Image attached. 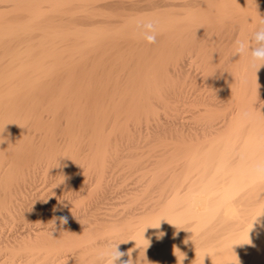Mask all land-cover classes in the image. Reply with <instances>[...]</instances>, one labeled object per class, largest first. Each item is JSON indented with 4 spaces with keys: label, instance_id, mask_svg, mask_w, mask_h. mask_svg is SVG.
Segmentation results:
<instances>
[{
    "label": "bare ground",
    "instance_id": "1",
    "mask_svg": "<svg viewBox=\"0 0 264 264\" xmlns=\"http://www.w3.org/2000/svg\"><path fill=\"white\" fill-rule=\"evenodd\" d=\"M42 1H46V0H0V9L9 8V7H11V5L14 8L16 5H18V6L23 5L24 7H26V10L29 11V14L33 13L34 14L33 17L35 16V18H36V16H37V18H38V15H39V17L44 16V15L40 16L39 13H38V15H35L36 10H39L38 8L41 7L39 5L44 3ZM49 1H51V0H47V2H49ZM52 1L54 2V7L59 6L60 8L63 9V7H61V6L66 7V4L73 1V0H52ZM93 1L94 2L89 3V7L87 6V9H91V10L93 9V14H94V13H100L102 11V8L100 9L99 7H104V8L106 7L105 8L106 10H108V9L110 10L107 12L111 14V16H108L107 18L112 17L113 20H111L110 22H106L105 24L108 23V25L104 29H102L101 27H93L92 29L95 31V32H93V30L91 29L93 33L90 32L91 30L87 29L91 33V35H90V33H88V35H89L88 38L89 37L91 38L90 40L87 38L86 35H84V33L82 34L83 36L81 34L79 35L78 34L79 29H78L77 37L79 38V37L86 36L83 39L87 38L88 40L86 41V43L84 42L85 44L83 43V45L81 43V45H79V46L75 45L76 47H74V45H73L71 47H74L77 53L82 52V51L84 52V49H86V47H88V49L91 47L90 51H88V49H87V51L89 52L88 53L89 55L92 54L91 57H92L93 61L91 60V62H93V64H94L92 70L90 68L91 74H89V77H90L89 79H91V83H90V81L89 82L87 81V82H85V84L87 83V85H84V86L82 85V82L84 83V81H85L84 79L88 80V77L87 78L85 77V76H87L86 75L87 72L84 73L85 70H84V68H82L84 71H82V69H81L80 75L78 72L76 73L77 65L74 69L69 67V69L71 68L69 70V72L71 73V74H69V80L67 79L69 72L65 75L67 80L65 79V77H64V79L66 81L62 79V82L65 81L66 83L61 84V85L56 83L57 81H59V83H60V80H61L60 78L62 77V75L65 72V71L64 72L62 71L63 73L60 74L61 69L64 68V64H68L70 61L68 62V60H69L68 59L67 60L68 63H67V62H65L66 59H65V61L61 60L60 58L63 59L62 55H65V54H62L61 51L60 52H57V51L51 52L49 50L50 49L49 47H52L53 45L57 44V39H59L60 37L63 38L66 36V35H63V31L61 32L62 33L61 36L59 35L60 33L58 35L55 34V36H54V35H51L53 32L52 33L47 32L48 34H50V33L51 34L48 35L45 33V35H47L44 37L45 39L43 38L44 35L42 37L40 36L39 39L42 38L44 40L41 39L38 41L39 42L38 43L36 40L34 42V38L32 36H30L31 33H29V31L32 32L33 26L32 27L28 26V25H30L29 20L27 21L28 23L26 21H24L25 23H27L26 25L24 24L25 26H23V25L22 26L12 25V26H15V27H12V26L8 25V27L2 26L3 28L0 29V51H2L1 49H3V48H4V50H6L7 47L10 48V49L7 48L9 51L6 50L7 54H9L8 55L9 58H7L6 60L5 59L1 60V58H0V182L2 181V179L4 180V177L6 175L8 177L9 174H10L9 179L10 178L12 179V176H13V178H20L21 179V177H23L22 178L23 180L25 178L27 179L26 176L30 174L29 173L30 169H28L29 160L31 158L32 159L35 158L33 156H36V157L39 156L38 153H40V151L36 152L37 149H39V147L38 148H34V146L30 147L33 143L30 144V140L28 141V138H27L28 133H26V131H25V130H27L25 128H27L26 125L29 124V120L31 121V123H32V120L33 121L35 120L37 122V124L41 127L42 126L44 127V125L45 126H54V127L56 126V127H58V125L61 124L60 123L61 120L64 119V117H66L67 118L66 122H67V124H69V126H67V124H65V126L70 128V130H68V132L69 131L72 132L74 130V128L76 129L79 126L80 121H81V126H82V123L86 124V128L88 126H90V124H93L92 126H90L91 127L90 129H92V127H93V130L95 132V133L94 132H92V133L96 134V136L93 134L94 135L93 139L94 138L99 139L103 134H104V138H105L106 137L105 135L109 133V132L103 133L104 132L103 130L107 127V124L115 123V124H113L114 125L113 128H115V127H117L116 124H122V122H125V126H126V124L128 125L130 123H132V125H133L134 121H139V123H140V119L143 120V118H142L143 116L141 114L143 113L142 111H144L146 113H152L151 116H152V120L154 123L152 125H155V127L158 126L160 128V126H159V125H161V124H159L160 118L158 117L159 118L158 119L155 117L156 116V114H155L156 109H158V108L154 105L158 101H156V103L153 104L152 97L154 96V94L158 95L159 89H160V91H162V88L160 87L161 85L159 84V89L157 87V84L154 85L155 88L157 87V89H158V90L156 89L157 91L154 90V88H152V86H148L153 82V80L150 82V84L144 85L145 80H147V78L149 76L144 77V79L146 78L143 81L144 84L140 83L142 75L140 72L135 71V65H138V64L143 63V62H145L144 65L146 64V66H143V67H145V69L149 68V67H147V64H148L147 62L149 61V63H150V61H151V64H152V58L149 56L151 58L149 60V57L147 56V54L148 53L151 54L150 51L153 50L152 46L155 47L154 44H148L146 41H144V39L142 38V35H141L142 29L138 27V23L144 22L147 20H155V21H158V32L159 33L162 31H164L163 33H166V34H168L169 31L178 32L177 38L171 39V40L175 39L176 44H177V42H180L181 44H183L184 42L186 43V39L188 37H189L188 38L189 40L193 37L194 41H193V39H191V40L193 42H195V44L199 47L197 49H200V51H203L205 54H207L206 58L204 57L205 56V54H204V56L202 57L203 59H201L202 61L205 60V63H206V64H204V67H205L204 70L205 71L201 72V73H203L202 75L206 76V74H204V72H206V71H208V74H209V76H208L209 80L206 79L208 82L207 87L210 85L209 84V83H211L210 81H212V82H214V84H211L214 87V89H213L214 91L216 90L215 87L218 88V86H222L225 89L224 93L225 94L228 93L230 96L228 98H226V96H228V94L225 95L224 101H226V102H224V103H219L220 101H217L219 104H221L220 106H217V102L215 100H213V101L210 100L211 98L209 99V101L207 99L204 102L205 104H207V110L205 113L207 114V112H209L208 122H207V119L206 120L204 119L206 117V114L205 113H204L205 115L202 114V112L206 108L204 109L202 107L204 109L203 111H201L202 115L197 114L199 111L196 109L198 111L196 113L197 117L198 116H204V118L200 117L199 118L200 120L199 119L198 120L202 121V119H203V122L206 121V122H204V125L206 124V126L205 127L203 126L204 130H205L204 132H203V128H202L203 136H205L204 139L198 140L199 135H198V137H196L192 133V131H193L192 129H194V128H192V127H194L193 125L191 126L192 131H190V133L187 132V130L189 129L188 127H190V126L187 127V125L189 123L187 122L188 124H186V127H187V130H186V127H185L186 122H181V120L178 121L179 119L182 118L183 115H181V114L179 115L178 112H177L178 115L174 114V116H173L174 119H172V121L170 122L171 123L170 125L172 127L170 125H168V127L169 126L171 127V131L174 134L175 140H174L173 145L175 148V152H174L175 155L180 156V154L185 153L184 155L187 156L185 158L186 162H204V163L205 162H217L216 166L219 162L218 166L217 167L215 166L217 170L214 171L215 173L214 172L212 173L213 174L212 178H209L208 179L209 181L207 180L208 182H206V184H204V187H203L204 190L202 189L198 194L189 195L190 197L188 196L187 197L188 199L187 200L185 199V201L188 202L187 203L188 205L186 204V207H185L184 206L185 201H184L183 207H185L186 209L181 210V211H183L182 213L178 214L177 212H179V210L177 211L173 208L177 212L172 213V212H170L171 210L166 211V212L164 211L163 214L159 218H157V220L155 222L151 221V222H154L152 225L150 223H148L150 227L148 229L146 228L147 229L146 231H144L143 230L144 228H143L142 229L143 231H141V233H143V234L138 235V237L135 236L136 240L135 239H133V241L130 240L131 243L129 245H127V248L125 247L126 248L125 250L122 251V252L127 254L124 257H122V259L125 261L128 260L133 248L134 247H136V249L139 248L137 245L144 244V245L150 246V245L145 244V243L155 244L156 243L155 241H157L156 238L158 236H162V235H160V233L163 234V231L167 228H170L173 226L176 227L175 225L179 226L180 224L181 225H183V224L187 225V223H186L187 221L194 219L197 222L193 223L194 220H193V222H190V223H193V225L191 224L192 226L195 225L194 228L192 229V231H199V230H202L203 228L206 229L208 226H210L212 224V222L214 223V220L216 218H221L222 222H224L225 225L226 224L231 225L234 223V225L237 227L233 226V227H235V228H233L231 226L233 229L230 230L229 233L226 231L228 234L225 233L227 235L225 237L226 240L224 242H222V244H221V240H220V243H219V241L216 243H212L210 241V243H207V246L209 244V247H205L206 249L203 246L202 247L203 250H196L195 252H192L189 256L187 255L188 257H192L191 259H193V257H195V260L189 264H264V213L262 212L263 209L258 210V209H256L257 208L256 207V208H254V209H256V211L254 212V211H252L253 208H251L250 211H248L245 214V217H242L241 216L242 211L240 212L241 208H239L240 205H239V207L238 206L236 207L235 206L236 201L234 202V197L237 194L239 196V193L241 191H242V193H246V192H243V191H245L244 189L247 190L249 187L250 188L255 187L262 182V179H258L256 174H255V166L258 163L264 162V66L260 67L259 64H256L255 66H251L249 63V59L246 56H238V55L235 56V54H234L235 53V43L234 42L236 40H249L250 39L252 33L258 27V20L260 18V15L264 16V0H183V1H181V0L180 1H177V0H107L106 1L105 0L106 2H103V3H102L103 0H93ZM202 1H204V2H202ZM13 2H15L16 4H14ZM98 2H100L101 4ZM49 3L51 6L52 2H49ZM13 5H15V6H13ZM67 5H69V4H67ZM178 5H180V6L183 5V6L189 7L188 10H186L187 12L183 13V17H180L181 14L177 13L179 15V17H178L176 14V11H175L176 9L174 10V7H176ZM183 6H181V7H183ZM54 7L52 6L51 9H55ZM96 7H98L97 10L100 9L98 12H95V11H97ZM16 8H17V6H16ZM60 8H58V9H60ZM162 8L164 9L163 11H161ZM179 8H178L177 12H179V10L182 9V8L181 9H179ZM183 8H186V7H183ZM20 9L23 11V7L22 8L20 7L19 10H17V11H21ZM105 9L102 12L106 11ZM155 9L156 10L160 9V10L159 11H152ZM40 10H41V8H40ZM56 10L57 9H55V11H52V13L55 12L56 14H58ZM145 10H149L151 13L149 14L148 13L149 11L148 12L146 11L147 15H143V13H140L141 11L145 12ZM182 10L184 11L185 9H182ZM62 11L64 12L65 10H62ZM62 11H60V12L62 13ZM132 11H136V14H137V11L138 12L140 11L139 12L140 14H137L139 16L133 18L135 13L130 14ZM183 11H181V12H183ZM40 12H44V11L41 10ZM146 12H145V14H146ZM130 15H133V16L128 17ZM28 17H30V16H28ZM27 19H29V18H27ZM36 19H34V20H36ZM0 20H1V17H0ZM18 21H19V19H18ZM54 21H56V20H54ZM33 23L36 25L35 22H33ZM47 23H49V22H47ZM114 23H117V24L119 23L120 25L115 26L116 24H114ZM98 24H100V23H98ZM16 25H17V23H16ZM49 27L50 26L48 25V28ZM52 27H53V25H52ZM43 28H45L44 25H43ZM47 29H43L44 30L43 32H46ZM2 30H5L6 32H3ZM41 30L42 29H40V31ZM50 30H48V31H50ZM52 30H54V28H52ZM69 30H70V28H69ZM57 31H56V33H58ZM72 31H74V30H72ZM183 31H185V33ZM21 32H26L28 35L26 33L21 34ZM80 32H81V28H80ZM181 32L183 34L189 35V36L185 35V41H182V39H181L184 36V35L183 36L180 35ZM36 33H38V32H36ZM66 33H67V31H66ZM159 33L157 35L158 36L157 42L158 41L160 42V40H163V38H164V37L160 38V40H159ZM72 34H74V32H72ZM75 35H76V33H75ZM169 35H170V33H169ZM160 36H161V34H160ZM180 36H182V37L180 38ZM186 36H187V38H186ZM66 37H69V34ZM77 37H75V38H77ZM166 38H168V37H166ZM36 39H38V37ZM66 40H67V38H66ZM68 40H69V38H68ZM78 40L80 41V38ZM20 41H24L25 43L27 42L26 43L27 46L25 47L24 45H26V44L21 43ZM164 41L167 43V40H164ZM8 42H10V43L12 42L13 44H15L16 42H20L21 44H23V46L25 48L24 49L22 47L21 48L20 47L14 48V45H12V47H11V46H9V44H7ZM36 42L38 44L35 47ZM58 43H59V41H58ZM62 43H63V41H62ZM161 43H163V42H161ZM187 43H189V42H187ZM48 44H49V47L46 49H48L49 51L45 52L44 47L48 46ZM50 44L52 46H50ZM76 44H78V41L76 42ZM31 45H32V47H31ZM197 46H195V45L192 46L189 51H191V49L194 48L193 49L194 51L192 50L193 53L194 54L196 52L198 53V51L195 52V50H197V49H195ZM40 47H43V49H41V50H44V51L39 50V52L41 51L42 54L45 53V55H47V54L51 55V57L53 58V55L55 57V55L59 56V54L61 53V56L59 59H58V57H55L56 58L55 60L51 59L50 56L49 57L46 56L47 58H49L47 60V58H44L45 55H43L42 58L38 59L33 54H36V52H38L36 49L40 48ZM154 49L156 50V48H154ZM75 50H72V51H75ZM25 51H27V52H25ZM72 51L70 49L69 53H72ZM87 51H85V53ZM6 52L4 51V53H6ZM90 52H91V54H90ZM64 53H67V49L65 50ZM85 53H80V54L85 55ZM189 54L190 53H188L187 56H189ZM31 55H33V57H35L36 59H33L31 57ZM70 55H72V54H70ZM152 55H153V53H152ZM28 56H30L31 59L27 60ZM39 56H42V55L39 54L38 57ZM136 56H139V57H136ZM146 56H147L148 60L146 59ZM182 56L183 55H181V57ZM30 57H28V58H30ZM85 57H87V56H85ZM192 57L194 58L193 55L189 58L186 57V60L183 63L191 62L188 59L194 60ZM68 58H70V57H68ZM89 58H90V56H89ZM83 60H81V61L83 62ZM63 61L65 63L62 64L61 62H63ZM71 61L74 62V61H77V59L71 60ZM89 61H90V59H89ZM47 62H49V63L51 62L52 65L46 64ZM78 62L80 65L81 64L80 60ZM54 63H56V64H54ZM58 63L63 65V67H61V65H57ZM74 63H76V62H74ZM183 63H181V64H183ZM187 63H186V65H187ZM203 63H204V61H203ZM86 64H87V62H86ZM184 65H183V67H186ZM190 65H192V64H190ZM140 66H141L140 68L136 67V69L137 68H138V70L141 69L142 65H140ZM151 66H153V65H151ZM60 67H61V69H60ZM78 67H80V66H78ZM183 67H181L182 69H180V70H182L183 74L179 71H177V73H181L182 76L185 74L186 77L188 76L187 78H189V75H187V74L189 72L191 73V69H189L190 67L189 68L186 67L187 69L190 70L189 72L185 68L183 69ZM179 68L180 67H178L177 70H179ZM64 69L66 70V68H64ZM202 69H203V65H202ZM87 70H89V69H87ZM146 70L149 71V69H146ZM184 70H186L188 73L186 74V71L184 72ZM197 70H198V68H197ZM139 71H141V70H139ZM143 72H144V70L142 71V73ZM149 72H152V69ZM82 74H85V76H83L84 79L82 78L83 80H81L82 82L81 83L80 82L75 83L74 79H77L80 81ZM149 74H150V76L153 75V73H148V75ZM154 74H156V73H154ZM157 74H158V72H157ZM172 74L174 75L173 72H172ZM178 76H179V74H178ZM192 77H194L196 79L195 75ZM199 77L202 78L203 76L200 75ZM149 78H153V77H149ZM201 78L200 79L197 78V79L200 81ZM56 79H58V80L55 81ZM182 79H185V77L184 78L182 77ZM182 79H181V81H182ZM202 79H204V77ZM70 80H73L74 82H67ZM186 80L188 81V79H186ZM189 80H190V78H189ZM198 80H196L197 82L195 80L189 81V82H192L189 84L193 85V87H194L196 85L194 83H198L199 82ZM181 81L179 79V83ZM193 81H194V83H193ZM146 82L149 83L148 80ZM207 82L205 83V85L202 82L201 83L203 84V86H206ZM177 83H178V81H177ZM177 83L175 82V84H177ZM185 83H187V82L185 81ZM185 83H183V84L185 85ZM201 83H200V85H201ZM181 84L176 85V89L173 90V92H172L174 94V96L178 95V97L176 96V99L179 97L181 98L182 96H179V95H181L184 91L186 92V90H189L187 88H186V90L185 89L182 90L185 86L182 87ZM188 86H189L190 91H191L193 88L191 89L190 85H188ZM197 86H198V84H197ZM162 87L164 89L163 85H162ZM201 87H202V85H201ZM201 87H200V89L196 88L195 91H197V93H199L200 92L199 90L202 91ZM171 88H170V90H171ZM211 88H212V86H211ZM172 89H174V87ZM197 89H199V90H197ZM166 90H168V89H166ZM153 91H156V92L153 93ZM190 91H188L187 94H189ZM192 91H194V90H192ZM215 92H213V94H216ZM169 93H170V91H169ZM169 93H167V94H169ZM206 93H208V92H206ZM221 93H222L221 91H217V94L219 96ZM224 93H222V94L224 95ZM164 94H166V93H164ZM222 94H221V97H219L217 95V97H219L218 99H221L223 97ZM185 95H186V93H185ZM208 95L210 96L211 94H208ZM159 96H160V94H159ZM202 99H205V97ZM193 100L195 101V99H193ZM202 101H204V100H202ZM190 103H192V102H190ZM222 104H224V105H222ZM185 105H187V104H185ZM175 106H178V104ZM199 107H197V108H199ZM170 112H172V111H170ZM186 112H184V113H186ZM89 114H90V116H88ZM79 115H84V116H87L88 118L93 117V116L94 117H93V120L91 118H90V120H88V119L82 120V118L84 117L83 116L80 118L81 120L80 119L78 120L76 118V116H79ZM133 115H135V117ZM137 115H139V117ZM132 116L136 119L134 120V118H133V121L130 122L131 121L130 118ZM176 116L179 118L178 119L175 118ZM193 116H195V115H193ZM138 118H140V119H138ZM191 118L193 119V117H191ZM149 119H148V121H150ZM195 120H197V119H195ZM64 121L65 120H63L62 124L65 123ZM151 122H149L150 125H151ZM76 125H78V126H76ZM118 127L115 129L118 130V129L122 128V127H119V128ZM47 128H49V127H47ZM78 128H81V127H78ZM146 128L148 129V127H146ZM37 130H38V127H37ZM105 130H107V129H105ZM108 131H111V130H108ZM115 131L113 132L114 134H116ZM140 131H142V130H140ZM169 131H170V129H169ZM83 132H84V129H83ZM121 132H123V131H121ZM199 132H201V131H199ZM128 134H129V132H128ZM34 135L37 136V135H39V133L34 134ZM50 135H51V133H50ZM36 136H34V137H36ZM68 136L71 137L72 135H68ZM108 136L110 137V133L108 134ZM112 136H113V134L111 133V137ZM49 137H51V136H49ZM72 137H74V136H72ZM90 137H91V135H90ZM98 139H94L91 141H94L93 144H95V140H98ZM39 140H41V139H39ZM102 140H103L102 143H100L101 140L97 141L98 144H95L96 147L94 145L95 149L100 147V149L98 148L95 151V154H92V155H95L94 156V157H96L95 160H101L102 159V156H101L102 150H104V148H105L102 146L103 144H105L104 139H102ZM116 140H118V139H116ZM34 142H35V140H34ZM79 142H82V141H79ZM45 143H46V141H45ZM73 144H75V143H73ZM58 145H60V144H58ZM70 145H71V143L69 145H67V147H69ZM97 145H98V147H97ZM80 146H78V148ZM107 146L108 145L106 144V147ZM48 147H50V146H48ZM83 147H84V145H83ZM117 147H118V145H117ZM72 148H74V147H72ZM35 149H36V151H35ZM43 150H45V149H43ZM105 150H106V148H105ZM34 151H35V153H34ZM97 151H98V154H96ZM13 152H14V156L10 155V153H13ZM51 152H52V150H51ZM69 152L70 153H68V154H70V155L69 156L67 155L68 157H66V154H64L65 155L64 157H66V159H67V160H65V158H64V160L68 162V163L67 162L65 163L66 167L64 166L65 167L64 171L66 173H71V169L73 171L74 165L72 166V168H71V165L74 164V162L72 163L71 161L74 160V157L75 158L77 157L74 155L73 152L72 153H71V151H69ZM43 154L44 153H42V155ZM49 154H50V151H49ZM7 155L12 156L13 159H12V157H10L12 160L9 159V156L7 158ZM86 155H88V154H86ZM54 157H56V156H54ZM84 158H85V156H84ZM104 158L105 157H103V159ZM174 158H175V156H174ZM179 158L180 157H178V159ZM4 159H5V161H7V159H8V162H2ZM92 159H93V157H92ZM9 160L14 161V162H11ZM182 160H183V158H182ZM99 162H101V161H99ZM228 162H239V163L238 164L236 163L237 165L235 167L233 165V168H232V166L228 165L229 164ZM206 164L207 163H205V165ZM62 168H63V166H62ZM231 172H232L233 176H232V178L230 176V178H231V180L229 179L230 182L226 183L225 182L226 180L224 178H225L226 174H228V176H226V177H229V173H231ZM33 174L35 175V173H33ZM67 175H70V174H67ZM62 176H63V174H62ZM205 176H207V175H205ZM6 178H5V181H6ZM220 179H221V182H220ZM13 182H14V180H13ZM218 182L221 185V186L219 185V187H221V188H219V190L222 193H221L220 198L218 200L217 199L214 200L215 198L213 199L211 197L213 195L212 191H211L213 188H210V187H216V184L218 185ZM263 182H264V180H263ZM6 183H7V181H6ZM20 183H21V180H20ZM1 184H0V188L3 184L6 186V184L4 182L2 185ZM9 184H11V183H8V185H7L8 187H10ZM32 184H34V183H32ZM18 185H20V184H18ZM23 186H25V185H23ZM19 188H20V186H19ZM250 188H249V190H250ZM215 189H213V191H215ZM5 190H6V187H4V191ZM21 190H23V189H21ZM216 190H218V189H216ZM251 190H253V189H251ZM248 192H250V191H248ZM4 193H3V195H4ZM242 193H240V194H242ZM255 193H256V191H255ZM259 193L260 192H258V194L256 196H259V195L261 196V194H259ZM3 195H2V197H4ZM27 195H29V194H27ZM238 196H236L235 198H237ZM242 197H243V195H242ZM254 197H255V195H254ZM7 198L8 197H6V199L4 198V201L1 198L2 200L0 201V208H3L7 205L5 202V200H7ZM248 200H249V198H248ZM252 200H254V199H252ZM11 201H12V199H11ZM249 201L252 203L251 200H249ZM246 202H247V200H246ZM248 202H247V204H248ZM253 202L255 204V201H253ZM245 206L247 207V205H245ZM252 206L255 207L256 205H252ZM252 206L249 205L247 208L252 207ZM235 207L239 208L240 210H238V209L236 210ZM246 207H244V208H246ZM261 207H263V206H261ZM145 208L146 207H144V209ZM153 208H154V206H153ZM244 211H245V209H244ZM175 213H177V214H175ZM243 216H244V214H243ZM245 218H247V219H245ZM65 226H66V224H65ZM215 227H216V225H215ZM177 228L178 227H176V229ZM172 229L175 230L174 228H171L169 230H172ZM178 229H180V228H178ZM213 229H215V231H216V228H213ZM173 230L171 232H173ZM209 230H210V228H209ZM166 231H164V232H166ZM138 232H137V234H139ZM171 232H170V234H171ZM188 232H190V231L188 230L186 232V234L182 235V237L184 235L187 236ZM168 233H169V231H168ZM213 233L214 232H212V234ZM54 234H57V232L56 233L54 232L53 235ZM174 234H176V233H174ZM193 234L195 235V233H193ZM36 235H38V237H40V238H46V237L51 238L52 237V235H50L49 230H46V231L40 230V232ZM176 235L179 236L180 234L177 233ZM196 235H198V234H196ZM222 235L224 237V234H222ZM56 236H59V235H56ZM178 236H176L177 239L175 241L173 240L175 242L174 246L172 245L174 250H175V248L179 249L178 247L180 246V243L182 242L180 240L186 238V236L183 238H181V236H180L179 237L180 240H179ZM171 237H175V236L171 235ZM188 237H191V236H188ZM192 237H195V236H192ZM223 237L221 236V239ZM158 239L160 240L161 237L160 238L158 237ZM162 239H164V238H162ZM45 241H46V239H45ZM215 241H216V239H215ZM144 245H141V247H143ZM158 246H159V244H158ZM155 247L153 246L151 248L152 251H153V248H155ZM173 248L171 247V249H173ZM156 250H158V247ZM168 250H170V249L168 248ZM138 252L142 253V250L138 251ZM143 252H145V250ZM156 252H158V251H156ZM172 252H173V250H171V253L169 252V254H172ZM149 254H151V253H149ZM164 254L165 255H163V254L161 255V258H162V256L167 257L166 254H168V253L164 252ZM161 258H159V260H158V258H155L157 260L156 261L153 260V261H155V264H157V263H165L166 264L167 259L165 260V259H161ZM204 258H205V260H204ZM246 259H247V261H245ZM153 261L151 262V264H153Z\"/></svg>",
    "mask_w": 264,
    "mask_h": 264
},
{
    "label": "rangeland",
    "instance_id": "2",
    "mask_svg": "<svg viewBox=\"0 0 264 264\" xmlns=\"http://www.w3.org/2000/svg\"><path fill=\"white\" fill-rule=\"evenodd\" d=\"M73 1L67 3L69 5L66 4V7L61 6V7H63V9L60 8L59 6L57 7L56 5L55 6L57 8L54 7V2L52 0L49 1V2H52L51 6H50V3L47 2V0L42 1L44 3H42V2H41L42 4L40 3L41 5H39V6H41V7L38 8L39 10H36L35 15H38V13H39L40 16L44 15L45 17L44 16L39 17V15H38V18L36 16L37 19L35 18V16L33 17V15H34L33 13L29 14V11H27L26 7H24L23 5L22 6L16 5L17 8L15 5H13V6H15L16 9L14 7H12V5L9 8L0 9V12H1L0 13V17H1L0 29H2L3 27H6V26L8 27V25H10V26H12V25H15V26H18V25L22 26L23 25V26H25L28 23L27 21L29 20L30 25H28V26L29 27L33 26L32 32L29 31V33H31L30 36H32L34 38V42H35V40L37 42L39 40H41L42 38L39 39L40 36L42 37L44 35L43 38L45 36H47V35H45V33L48 34L47 32H51V33L53 32L54 34L53 33L52 34L50 33V34L54 35V36H55V34L58 35L59 33H60L59 35L61 36L62 31H63V35L68 36V34H69V37L65 36L67 38V40L65 37H63V38L60 37L59 38L60 40L57 39V44H55L53 46L50 44V46H52V47H49V44H48V46L44 47L45 48L44 50H45V52H48L49 50L51 52L52 51H57V52L61 51L62 54H65V55H62L63 59L60 58L61 53L59 54V56L55 55V57H58V59L60 58L61 60H64V61L66 59L65 62H67L68 59H69L68 62L70 61L69 63L67 62L68 64H64V68H66V70L64 68L61 69V67H63V65H61L59 63L57 64V65H61L60 74L63 73L64 71L65 72L62 75V77L60 78L61 80L59 79L60 83H59V81H57L58 79L55 80V81H57L56 83H58L60 85L66 83L65 81L67 79L69 80V74H71L69 72V70L71 68L74 69L77 65V67L78 66H80V67H78L79 69L76 67V73L78 72L80 75L81 69L84 68L85 71L83 69H82V71H84V73L87 72L86 73L87 76H85V74H82L81 79L79 78L80 81L77 79H74V81H75V83H77V82L81 83L82 82L81 80L84 79L83 76H85L86 78L88 77V80L84 79L85 80L84 83L82 82V85L84 86V85H87V83L85 84V82H87V81L88 82L90 81V83H91V79H89L90 78L89 74H91L90 71L92 70V68L94 66L93 62H91V60H92L91 52H90L91 55L88 54L89 53L88 51H90L91 47L89 46L90 47L89 49H88V47H86V49H84V52L82 51V52H78V53L76 52L74 47L81 45V43L83 45L84 42L86 43V41L88 39L89 40L91 39L90 37L88 38V36H89L88 33L92 32L93 27H101L102 29H104L108 25V23L107 24H105V23L110 22L111 20H113V18L112 17H110L111 19L107 18L108 16H111V14L107 12L110 10L108 8H107L108 10H106L105 9L106 7L105 8L99 7L100 9L102 8V11L104 9L106 11H104V12L101 11L100 13H94V14H93V9L92 10L87 9V6L89 7V3L94 2L93 0H79V1L73 0ZM106 1L103 0L102 3L106 2ZM177 1H180V0H177ZM181 1H183V0H181ZM202 2H204V1H202ZM13 3L16 4L15 2H13ZM98 3H100V2H98ZM52 6L55 9H57L56 11L58 14H56L55 12L52 13V11H55V9H51ZM181 6H183V5H181ZM181 6L178 5V6L174 7V10L176 9L175 10L176 14L177 13L181 14L180 17H183V13L187 12L186 10H188L189 7L183 6V7H186L187 8L186 9V8L181 7ZM20 7L21 8L23 7V11L21 9H20L21 11H17V10H19ZM40 8L44 12H40L41 11ZM58 8H60V9H58ZM97 8L98 7H96V10H97ZM178 8L179 9L182 8L185 10L183 11L181 9V10H179V12H177ZM61 9L65 10V11L63 12ZM59 10L62 11V13ZM99 10H97V11L94 10V11L98 12ZM159 10L155 9L152 11H159ZM163 10L164 9L162 8L161 11H163ZM146 11L148 12L149 10H145V12ZM181 11H183V12H181ZM139 12L137 11V14L143 13V15H147V12H146V14L144 11H141L140 13ZM133 13H135L134 16L130 15L128 17L133 16V18H135V17L139 16L136 14V11H132L130 14H133ZM148 13L150 14L151 12L149 11ZM178 14H177V16L179 17ZM28 16H30V17H28ZM27 18H29V19H27ZM18 19H19V21H18ZM34 19H36V20H34ZM54 20H56V21H54ZM24 21H26L27 23H25ZM33 22H35L36 25ZM47 22H49V23H47ZM16 23H17V25H16ZM98 23H100V24H98ZM42 24L44 25L45 28H43ZM114 24H116L115 26L120 25L119 23L118 24L114 23ZM48 25L50 26L49 28H48ZM52 25H53V27H52ZM15 26H12V27H15ZM51 27L54 28V30H52ZM39 28L42 30L40 31ZM69 28H70V30H69ZM80 28H81V32H80ZM43 29H47L46 32H43L44 31ZM78 29H79V32H78ZM87 29H89V30L92 29V30L89 32ZM48 30H50V31H48ZM72 30H74V31H72ZM2 31L6 32L5 30H2ZM56 31L58 33H56ZM66 31H67V33L68 32L69 33L67 34ZM71 31L74 32V34H72ZM185 31H183V32L185 33ZM36 32H38V33H36ZM77 32L79 35L80 34L82 35L84 33V35H86L88 39L87 38L83 39L86 36L79 37L80 38V41H79L78 40L79 38L77 37ZM93 32H95V31L93 30ZM163 32L164 31H162L160 33L158 32L159 33V40H160V38L164 37L163 40H160V42L158 41L156 44H154L155 47L152 46L153 50L150 51L151 54L150 53L147 54L148 57L150 56L152 58V64H151V61H150V63L148 61L147 67H149V68H146V69H149V71L152 69V72H149L148 70L145 69V67H143V66H146V64L144 65L145 62L138 64L139 66L135 65V71L140 72L142 77H143V78L141 77L140 83L144 84L143 81L146 79V78L144 79V77L149 76V77H153V78L148 77L147 80L149 83H147L146 82L147 80H145L144 85L150 84V82L152 80H153V82L148 86H152V88H154V90H156L157 87L159 89V84L161 85L160 87L162 88V91H160V89H159L158 95L154 94V96L152 97L153 104L156 103V101H158L154 105L158 108V109L155 108L156 109V113H155L156 116L155 117L160 118V119L158 118L160 120L159 124H161V125H159L160 128L157 126L159 129L157 127H155V125H152V124H154L153 120H152V116H151L152 113H146L144 111H142L143 113L141 112L142 114L140 113L143 116L142 118L144 121L142 119L138 118V119H140V123H139V121H134L133 125H132V123H130L133 121V118L135 117V115H133L134 117L132 116L130 118L131 121L129 120L130 121L129 122L130 124H128L129 126L127 124L125 126V122H122V124H116L117 127L118 126L122 127L118 130L115 129L117 127L113 128L114 127L113 124H115V123H109V124H107V127L105 128L107 130L104 129L103 133L109 132L110 137L108 136V134H109L108 133L105 135L106 136L105 138H104V134L99 139L94 138V139H98V140H95V144H98L97 141H100V140H101L100 143H102L103 142L102 139H104L105 144H103L102 146L106 148V150H105V148H104V150H102V155H101L102 159H103V157H105V158L103 160L102 159L101 160H95L96 157H94L95 155H92V154H95V151L98 148L100 149V147H98V145H97L98 148L95 149L96 145L93 144L94 141H91V140H94L93 139L94 135L96 136V134H94L95 132L93 130V127H92V129H90L91 128L90 126H92L93 124H90V126H88L86 128V124L82 123V126H81V121H80L79 126L78 125H76V126L81 127V128H78V127L76 129L74 128V130L72 132L69 131L71 133L70 134L68 132V130H70V128L67 127V126H69V124H67V122H66V120H67L66 117H64V119L61 120V122H60L61 124H59L58 127H56V126L55 127L54 126H45V125H44V127L43 126L41 127L37 124V122L35 120L34 121L32 120V123L29 120V124H27L26 125L27 128H25L27 130H25V131H26V133H28V135H27L28 141L30 140V144L33 143L30 147H32V146H34V148L39 147V149H37V151L35 149V151L36 152L40 151L41 154L38 153L39 156H37V157L33 156L35 158H33V159L31 158L29 160L28 169H30L29 170L30 174L29 173L28 174L30 176L27 175L26 176L27 179L26 178L24 179L25 181L22 179L23 177H21V179H20V178H13V176H12V179L11 178L9 179V175H10L9 174L8 177L6 175L4 177V180L2 179V181L0 182V184L1 183L3 184V182L6 184V186L4 184L3 185L1 184L2 186L0 188V201L2 199L4 201V198L6 199V197H8L7 200H5L7 205L3 208H0V216H1L0 217V229H1L0 230V264H96L95 253H96L97 249L104 246V244L107 240L115 239V241L117 243H120L118 247H119V250L122 252L123 250H125L127 248V245H129L131 243V241H133V239H135V236L138 237V235L143 234V233H141V231H143V230L146 231L150 227L148 223H150L152 225L157 220V218H159L163 214L164 211L166 212V211L171 210L170 212L174 213V212H177L179 210V212H177V213L178 214L182 213L183 211H181V210L186 209L185 207H186V204L188 203L187 201H185V199L187 200L188 199L187 197L189 195L198 194L203 189L204 184H206V182L209 181L208 179L212 178V175H213L212 173L217 170L216 167L218 166L219 162H218L217 166H216L217 162H205V163H207L206 165L204 162H186L185 158L187 156L184 155L185 153L180 154V156L175 155V153H174L175 148L173 145L175 139H174V134L171 131L172 126L170 125L171 124L170 122L172 121V119H174V117H173L174 114L176 115L178 112L179 115L180 114L183 115L182 118L180 117L181 119H179L178 121L181 120V122H186L185 127H186V124L189 123L187 125V127L190 126V127H188L190 130L188 129L189 130L188 131L187 127H186L187 132L190 133V131L193 130L192 133L196 137H198V135H199L198 140L204 139L205 136H203V132L205 131L204 127L206 126V124L204 125V122H206V121L203 122V119H202V121H199L200 120L199 118L200 117L204 118V116H198L197 117L196 115L201 114V111H203L205 108L206 109L202 112V114H204L206 112L207 104H205L204 102L207 99L209 101V99L211 98L210 100H212V101L215 100L216 102L220 101L219 103H224V102H226V101H224L225 95L228 93H226V94L224 93L225 89L222 86H218V88L215 87L216 88V90H215L216 92H215L213 90L214 89L213 85H211V84H214V82H212V81H210L211 83H209L210 85L207 87V85H208L207 80H209L208 71L204 72V74H206L207 77L202 75L203 73H201V72L205 71L204 70V68H205L204 64H206L205 60H203L204 63L201 60V59H203L202 57L204 56L205 53L203 51H200V49H197L199 47L195 44V42H193L194 41L193 37L192 38L190 37L191 39H193V41L191 39L189 40L188 39L189 37L187 38V36H186V38L188 39V40L186 39V43L184 42L183 44H181L180 42H177V44H176L175 39L174 40H171V39L177 38L178 32L169 31L170 35H169V33L166 34ZM23 33H26V32H21V34H23ZM75 33H76V35H75ZM181 33H180V35H182V36L184 35V36L183 37L180 36V38L182 37L181 38L182 41H185V35H188V34H183V33L181 34ZM50 34H48V35H50ZM160 34H161V36H160ZM90 35H91V33H90ZM37 37H38V39H36ZM75 37H77V38H75ZM166 37H168V38H166ZM68 38H69V40H68ZM44 39H42V40H44ZM61 40L63 41V43ZM76 40L78 41V44H76V42H77ZM164 40H167V43ZM58 41H59V43H58ZM20 42L24 43V44L27 43V42L25 43L24 41H20ZM20 42H16L15 44H13L12 42L11 43L8 42L7 44H9V46H11V47H12V45H14V48L15 47L16 48L22 47L24 49L27 46V44L24 45L25 46L24 47L23 44H21ZM37 42L35 43V47L39 43V42L38 43ZM161 42H163V43H161ZM187 42H189V43H187ZM73 45H74V47H71ZM194 45L197 46L195 48V49H197V50H195V52L198 51V53L196 52L195 54L193 53L194 48L191 49V51H189L190 48ZM31 47H32V45H31ZM48 47L50 48L49 50L46 49ZM7 48H9V47H7ZM7 48H6V50L9 51ZM154 48H156V50ZM41 49H43V47L37 48L36 50L38 52H36V54H33L38 59L42 58L43 55H45V53H43V54L41 53V51H44ZM66 49H67V53H64ZM70 49H71V51L72 50H75V51H72V53H69ZM87 49H88V51H87ZM1 50L3 51L4 48ZM6 50H4V51L6 52ZM39 50H41V51L39 52ZM2 51H0L1 60H3V59L6 60L7 58H9V56H8L9 54H7V52L4 53V51L3 52ZM27 51H25V52H27ZM85 51H87V52L85 53ZM38 53L42 56L38 57V55H39ZM80 53H85V55L80 54ZM152 53H153V55H152ZM188 53H190L189 56H187ZM70 54H72V55H70ZM33 55H31V57L33 59H36L35 57H33ZM181 55H183V56L181 57ZM192 55L194 56V58L192 57L194 60L188 59ZM46 56H48V57L50 56V58L54 59V60L56 59L54 57V55H53V58L51 57V55H48V54L45 55L44 58H47ZM85 56H87V57H85ZM89 56H90V58H89ZM147 56H146V59H147ZM28 57H30V56H28ZM28 57H27V60L31 59V57L30 58H28ZM68 57H70V58H68ZM136 57H139V56H136ZM150 57H149V60L151 59ZM186 57H188L187 59L189 61H191L188 63L186 62L187 65H186V63H183L186 60ZM204 57L206 58L207 54H205ZM48 59L49 58H47V60ZM76 59H77V61H74V62L77 63L80 60V63H81L80 65H79V62L76 64L73 61H71V60H76ZM89 59H90V61H89ZM81 60H83L84 63ZM64 61L61 63L62 64L65 63ZM86 62H87V64H86ZM181 63H183V64H181ZM189 63L192 65H190ZM46 64L50 65L51 62L50 63L47 62ZM54 64H56V63H54ZM140 65H142V68L139 69L141 71H139L138 68L136 69V67L140 68L141 67ZM151 65H153V66H151ZM183 65L186 66L187 68L190 67L189 69H191V73L189 72L190 70L187 69L186 67H183ZM202 65H203V69H202ZM69 67H71V68L69 69ZM178 67H180L179 70H177ZM181 67H183V69L185 68L190 73L189 74L186 70H184V72L186 71V74L188 73L187 75H189L190 80H189V78H187L188 76L186 77L185 74H184L185 76L181 75V73H182V70H180V69H182ZM90 68H91V70H90ZM197 68H198V70H197ZM87 69H89V70H87ZM142 69L146 73L145 74L143 72L145 75L142 73V71H143ZM177 71H179L181 73H177ZM157 72H158V74H157ZM172 72L174 73V75L172 74ZM67 73H68V78L66 79L65 75ZM148 73H153V75L150 76V74L148 75ZM154 73H156V74H154ZM178 74L181 78L178 76ZM194 75L196 76V79L194 77H192ZM200 75L203 76L204 79H202L203 77L202 78L199 77ZM64 77L66 80L64 79ZM182 77L183 78L185 77V79H182ZM197 78L198 79L201 78V80L199 81ZM62 79L65 81L62 82ZM179 79H180V81L182 79V81L180 83H179ZM186 79H188V81ZM184 80L187 83H185ZM192 80H195V81L198 80L200 83L202 82L204 85L207 82V84H206V86H203V84L201 83V85H202V87H201L199 82L194 83V81H193V83L196 84L195 85L196 87L195 86L193 87V85L189 84V83H192V82H189ZM203 80L204 81L206 80V81L204 82ZM74 81L70 80L67 82H74ZM177 81H178V83H177ZM175 82L177 84H175ZM183 83H185V85ZM155 84H157L156 88L154 87ZM180 84L182 85V87L185 86L182 90H184V89L186 90V88L189 90H186V92L184 91L182 93L183 95L182 94L179 95V96H182L183 98L179 97L176 99V96L178 97V95L174 96V94L172 92H173V90L176 89V85H180ZM187 84L190 85L191 89L193 88L192 90H194V91H192V90L190 91V88ZM197 84H198V86L199 85L200 86L198 87ZM162 85L164 86V89H163ZM211 86H212V88H211ZM171 87L172 88L174 87V89H172ZM200 87H201L202 91L199 90ZM170 88H171V90H170ZM196 88H199V89H197L200 91L199 93H197V91H195ZM166 89H168V90H166ZM156 91H153V93ZM169 91H170V93H169ZM188 91H190L189 94H187ZM217 91H221L222 93H224V95L221 93L223 95V97L221 98L222 100L218 99L219 97H221V94L219 96L217 94ZM206 92H208V93H206ZM213 92H215L216 94H213ZM164 93H166V94H164ZM167 93H169V94H167ZM185 93H186V95H185ZM159 94H160V96H159ZM208 94H211V95L209 96ZM217 95L219 97H217ZM203 96L205 97V99H202V98H204ZM229 96L230 95L228 94V96H226V98H228ZM193 99H195V101L197 99L198 100L195 102ZM201 99L204 101H202ZM190 102H192V103H190ZM219 103L217 102V106L221 105ZM174 104L175 105L178 104V106H175ZM185 104H187V105H185ZM222 105H224V104H222ZM197 107H199V108H197ZM170 111H172V112H170ZM184 112H186V113H184ZM208 114H209V112H207L206 117L204 118L205 120L207 119V122H208ZM139 115H137V116L139 117ZM193 115H195V116H193ZM83 116L84 115H79V116H76V118L79 120ZM88 116H90V114ZM93 117L88 118L87 116H84L82 118V120H86V119L90 120V118L93 120ZM191 117H193V119ZM147 118L148 119L150 118L149 119L150 121H148ZM175 118L178 119L179 117L176 116ZM135 119L136 118H134V120ZM195 119H197V120H195ZM63 120H65L64 124H62ZM149 122H151V125ZM65 124H67V126H65ZM168 125H170L171 127L169 126L170 127L169 128ZM192 125L194 126V127H192L194 129L191 128ZM37 127H38V130H37ZM47 127H49L50 129ZM146 127H148V129ZM202 128H203V132H202ZM83 129H84V132H83ZM169 129H170V131H169ZM108 130H111V131H108ZM140 130H142V131H140ZM114 131L116 134L113 133ZM121 131H123V132H121ZM199 131H201L202 133ZM92 132H94V133H92ZM128 132H129V134H128ZM38 133L40 136L34 135V134H38ZM50 133H51V135H50ZM111 133L113 134L112 137H111ZM48 135L51 137H49ZM68 135H72L75 138L72 136L70 137ZM90 135H91V137H90ZM34 136H36V137H34ZM39 139H41V140H39ZM116 139H118V140H116ZM34 140H35V142H34ZM45 141H46V143H45ZM79 141H82V142H79ZM68 143L69 144L71 143V145L69 146L70 148L67 147V145H69ZM73 143H75V144H73ZM58 144H60V145H58ZM82 144L84 145V147ZM106 144L108 145L107 147H106ZM94 145H95V147H94ZM117 145H118V147H117ZM48 146H50V147H48ZM78 146H80V147L78 148ZM72 147H74V148H72ZM43 149H45V150H43ZM51 150H52V152H51ZM35 151H34V153H35ZM49 151H50V154H49ZM69 151H71V153L73 152L74 155L78 157V158L74 157V160L71 161L72 163L74 162V164L71 165V168L74 165L73 171L70 168L71 173L73 175L71 173H66L64 171L65 170L64 168L66 167L65 163L67 162V161H65V160H67L66 157H68L70 155V154H68V153H70ZM42 153H44V154L42 155ZM64 154H66V157H64L65 156ZM86 154H88V155H86ZM96 154H98V151L96 152ZM10 155L14 156V152L10 153ZM10 155H7V158L9 156V159H11L10 157H12V156H10ZM173 155L175 156V158ZM54 156H56V157H54ZM84 156H85V158H84ZM92 157H93V159H92ZM178 157H180V158L178 159ZM64 158H65V160H64ZM182 158H183V160H182ZM12 159H13V157H12ZM11 160H9V161H11ZM99 161H101V162H99ZM2 162H8V159H7V161H5V159H4ZM11 162H14V161H11ZM228 163H229L228 165L232 166V168H233V165L235 167L239 162H228ZM62 166H63V168H62ZM33 173H35V175ZM62 174H63V176H62ZM67 174H70V175H67ZM202 174L203 175L205 174L207 176H205V175L203 176ZM226 176H228V174H226ZM226 176L224 179L226 180L225 182L227 183V182H230L229 179L231 180L233 174L231 172V173H229V177H226ZM230 176H231V178H230ZM5 178H6L7 183L5 181ZM13 180H14V182H13ZM20 180H21V183H20ZM220 182H221V179H220ZM8 183H11V184H9V186L12 189L7 186ZM32 183H34V184H32ZM263 183L264 182L262 180V182L260 184H258L257 186L251 187V188L249 187L250 190H249V188L247 190L244 189L245 191H243V192H246V193H242V191H241L240 193H242V194L239 193V196H238V194L236 195V196H238L237 198H235L236 196L234 197V202L236 201L235 206L239 207V205H240L239 208H241V210L239 208H236V207L235 208H236V210L237 209L240 210V212L242 211L241 212L242 214L240 213L242 217H245V214L248 211H250L251 208H253L252 211H254V212L256 211V209H258V210L263 209L262 212L264 213V192H263L264 191V184ZM18 184H20V185H18ZM23 185H25V186H23ZM219 185L220 184L218 182V185L216 184V187H210L213 189H215V188L218 189V190L215 189V191H213V189L211 190L212 194H213V195L211 194L212 195L211 197L213 199L215 198L214 200H216V199L218 200L220 198L221 193H222L219 190V188H221V187H219ZM19 186L23 190H21L19 188ZM4 187H6V190H5L6 192L4 191ZM251 189H253V190H251ZM248 191H250V192H248ZM255 191H256V193H255ZM258 192H260L259 194H261V196L260 195L256 196L258 194ZM3 193H4V195H3ZM27 194H29V195H27ZM2 195L4 197H2ZM242 195H243V197H242ZM254 195H255V197H254ZM247 197L249 198V200L252 201V203L248 200ZM11 199H12V201H11ZM252 199H254V200H252ZM246 200H247V202L249 201L248 202V204L250 203L249 205H251V206L256 205V206L255 207L252 206V207L247 208L249 205L247 204ZM184 201H185V205H184L185 207H183ZM253 201H255V204ZM245 205H247V207ZM153 206H154V208H153ZM261 206H263V207H261ZM144 207H146V208L144 209ZM244 207H246V208H244ZM173 208L177 211H175ZM254 208H256V209H254ZM244 209H245V211H244ZM177 213H175V214H177ZM243 214H244V216H243ZM59 218H66L67 222L61 225L59 222ZM245 219H247V218H245ZM53 220H56L57 230L55 231V233L57 232V234H54L51 238L50 237H46V238L38 237V235H36V234H38L40 232V230L41 231L49 230V226L51 224V221H53ZM193 220L194 219L187 221L186 222L187 225H185L183 223H182L183 225L178 224L180 227L175 225L176 227L180 228V229L177 228L178 230L174 226L167 228L168 230L165 229L164 231H166V230L167 231L166 232L163 231V235L158 236L159 238L161 237V239L162 238H164V239L159 240L157 237L156 238L157 241H155L156 243L154 242L155 244L145 243V244H148L150 246L141 244V245H144L143 247H141V245H137L139 248L138 247H137L138 249H136V247L133 248V250L131 252V254L132 253L133 254L132 255L130 254L129 259L132 260L133 264H151V262L153 260H155V261L157 260L155 258H158V260H159V258H161V255L162 254L165 255L164 252H167L168 253V254H166L167 257L165 256L166 257L165 258L162 256V258H161V259H165V260L167 259L166 264H178V262L182 261L184 257L185 258H184L182 264H189L195 260V257H193V259H191L192 257H188L192 252H195L196 250H203V248H202L203 246H204V248L209 247V244L207 246V243H210V241L212 243H216L219 241V243H220V240H221V244H222V242H224L226 240L225 239V237L227 236L226 234H228L229 231L232 230L233 228L237 227L234 225V223L233 224L230 223L231 225H229V224L225 225V223L222 222L221 218H216L214 220V223L212 222V224L210 226H208L207 228L205 227L206 229L203 228L202 230H199V231H192V229L195 226V225L192 226L193 223L197 222L196 220H194V222H193ZM151 221H154V222H151ZM190 222H193V223H190ZM65 224H66V226H65ZM215 225H216V227H215ZM231 226L232 227L235 226V227L232 228ZM171 228H174L176 231L172 229L173 232H171L172 230H169ZM209 228H210V230H209ZM213 228H216V231ZM188 230L190 231V232H188V235L183 236V237L186 236V238L180 240L179 237L181 236V238H183L182 235L186 234V232ZM168 231H169V233H168ZM137 232L139 234H137ZM170 232H171V234H170ZM212 232H214L213 233L214 235L212 234ZM174 233H176V234L178 233L180 235L178 236ZM193 233H195V235ZM161 234L162 233H160V235ZM196 234H198V235H196ZM222 234H224V237ZM56 235H59V236H56ZM171 235H173L175 237H171ZM176 236H178L179 240L182 242L180 243V246L178 247L179 249L175 248V250H174L173 246L175 244L174 241L177 239ZM188 236H191V237H188ZM192 236H195V237H192ZM221 236L223 237L222 239H221ZM45 239H46V241H45ZM215 239H216V241H215ZM158 244H159V246H158ZM153 246L154 247L156 246V247L153 248V251H152L151 248ZM157 247H158V250H156ZM171 247L173 249H171ZM168 248L170 250H168ZM137 250L138 251L142 250V253L138 252ZM144 250H145V252H143ZM171 250H173V252H172V254H169V252L171 253ZM156 251H158V252H156ZM149 253H151V254H149ZM155 261H153V264H155ZM245 261H247V259ZM157 264H165V263H157Z\"/></svg>",
    "mask_w": 264,
    "mask_h": 264
},
{
    "label": "clouds",
    "instance_id": "3",
    "mask_svg": "<svg viewBox=\"0 0 264 264\" xmlns=\"http://www.w3.org/2000/svg\"><path fill=\"white\" fill-rule=\"evenodd\" d=\"M138 27L142 29L141 35L144 41L148 44H155L157 42L158 21L147 20L140 22L138 23ZM234 43L235 56H246L251 66H255L256 64H259L260 67L264 66V16L260 15L258 27L252 33L249 40H236ZM255 174L258 179L264 180V162L258 163L255 166ZM59 222L62 225L67 221L66 218H59ZM56 230V220H53L49 226L50 235L53 236ZM119 244L115 239L107 240L104 246L97 249L95 253L96 264H133L131 259L126 261L122 259L127 254L119 250ZM183 260L179 261L178 264H182Z\"/></svg>",
    "mask_w": 264,
    "mask_h": 264
}]
</instances>
